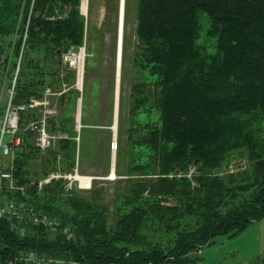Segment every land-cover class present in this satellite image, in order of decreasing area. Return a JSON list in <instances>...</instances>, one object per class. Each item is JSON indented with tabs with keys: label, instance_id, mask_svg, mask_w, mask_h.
<instances>
[{
	"label": "trees",
	"instance_id": "1",
	"mask_svg": "<svg viewBox=\"0 0 264 264\" xmlns=\"http://www.w3.org/2000/svg\"><path fill=\"white\" fill-rule=\"evenodd\" d=\"M80 3L0 0L3 66L10 60L13 71L21 53L13 102L39 96L45 87L57 92L63 83L74 84V72L60 57L83 43ZM201 13L207 21L203 43ZM135 31L137 77L126 130L135 154L126 175L119 176L126 182L135 174L147 180L129 182L116 196L111 221L97 200L101 190L89 197L81 190L65 194L61 181L39 191L28 188L23 196L3 190L5 199L58 215L74 238L66 241L60 232L30 224L21 235L15 218H0V264L25 251L86 264H187L189 253L215 236L236 235L264 217V0H137ZM123 43L124 38L120 81ZM77 99L72 88L59 96L61 113L47 129L66 138L43 154L24 130L35 114H22V141L12 162L16 185L51 171H72L74 138H80L74 129ZM121 108L119 103L118 128ZM233 152L245 153L251 171L218 175ZM190 166L196 168L194 186L184 176Z\"/></svg>",
	"mask_w": 264,
	"mask_h": 264
},
{
	"label": "rangeland",
	"instance_id": "2",
	"mask_svg": "<svg viewBox=\"0 0 264 264\" xmlns=\"http://www.w3.org/2000/svg\"><path fill=\"white\" fill-rule=\"evenodd\" d=\"M83 1V0H82ZM120 6L124 10L123 30V78L120 81L117 106V126L115 136H113V110L115 102L116 85V60H117V37H118V17ZM136 6L137 0H86L83 43L85 44L84 68L81 85L78 90L75 82L72 86L62 84L61 90L51 91L56 93L51 97L57 115L61 113L58 106L59 96L69 88L74 89L78 98L81 99L79 124L81 133L78 140L77 158L78 174L81 176H94L91 188L81 190L85 196H90L94 189L101 190L97 200L106 206L109 214V221L112 220V213L117 205L116 196L126 190L129 182L147 180V177L137 174L130 177L126 182L127 162L135 154L130 149L126 141V130L129 122L130 96L132 84L136 80L137 73L132 68L133 54L136 52ZM205 14L201 13V39H205V29L207 21ZM82 43V44H83ZM209 51L213 50L212 43H205ZM122 57V46H121ZM12 61V60H11ZM86 61L91 66H85ZM62 62V60H61ZM10 63V60H9ZM62 65L67 67L65 63ZM10 68V65H8ZM121 67V66H120ZM120 72V71H119ZM75 74V73H74ZM10 73L5 78L0 79V115L3 113L4 105L7 101ZM68 87V88H67ZM68 97V96H67ZM66 97V98H67ZM119 103L122 105L121 124L118 128ZM76 107L74 109L75 122ZM123 117V119H122ZM75 124V123H74ZM75 129V128H74ZM57 133V132H56ZM65 135V134H64ZM66 136V135H65ZM118 139V140H117ZM117 143V149L112 151L113 144ZM113 155V157H112ZM76 159V157H75ZM117 168L116 178L108 180L111 165ZM236 164V168L235 165ZM230 166L234 173L246 170L250 172L251 164L247 160L244 152H233L228 155L222 167L217 171L218 175L230 174L227 167ZM5 202V198L0 194V206ZM60 223L58 215L54 214ZM27 221L30 217L26 216ZM187 264H255L264 259V217L250 223L242 232L236 235H218L211 243L193 251L188 255Z\"/></svg>",
	"mask_w": 264,
	"mask_h": 264
},
{
	"label": "built area",
	"instance_id": "3",
	"mask_svg": "<svg viewBox=\"0 0 264 264\" xmlns=\"http://www.w3.org/2000/svg\"><path fill=\"white\" fill-rule=\"evenodd\" d=\"M26 35H24L25 39ZM82 53L81 62L79 55ZM84 56L85 46L75 48L73 46L65 49L61 54V60L66 66L75 72V87L78 90L79 75L83 76L84 68ZM21 59V53L17 60L13 79L11 81V87L8 90L7 101L4 105L3 113L0 115V193L3 190L11 193H18L21 196L25 195L28 188H34L41 190L44 186L50 185L52 182H63V190L71 192L72 190H88L91 187V179L89 184H84L78 178L77 163L72 172L66 173L60 170L49 172L46 176L37 180H29L24 185H16L12 177V162L14 157V151L19 147L21 143L20 133V120L22 114L33 113L35 119H30L24 126V130L29 131L34 136V145L40 154L45 153L48 149L52 148L58 139L65 138V135L59 133L48 132V121L55 117L57 114L56 108L51 101V97L56 95L50 89L45 87L39 96H29L25 100L19 103L13 102L14 85L19 70ZM5 64V57H0V74L6 75L7 69L3 67ZM1 99V98H0ZM78 142V138L75 139ZM112 150H115V144H113ZM235 168H236V164ZM228 171L233 172L232 168L228 166ZM195 173V167H189L185 176L191 180ZM179 176V175H177ZM84 177V176H81ZM169 177H173L169 175ZM116 176L109 174L107 179L114 180ZM192 185L194 183L192 182ZM13 217L19 223V232L21 235L26 233V225L43 226L53 232H60L66 241H71L74 238L73 231L69 226H60V223L53 217H50L44 213H35L26 202H16L14 199L5 200L4 204L0 206V218ZM26 216L30 217V221H27ZM4 264H86L83 262L58 258L53 256L39 255L34 251L19 252L12 258L5 261Z\"/></svg>",
	"mask_w": 264,
	"mask_h": 264
},
{
	"label": "bare ground",
	"instance_id": "4",
	"mask_svg": "<svg viewBox=\"0 0 264 264\" xmlns=\"http://www.w3.org/2000/svg\"><path fill=\"white\" fill-rule=\"evenodd\" d=\"M85 2H86V0H83L82 1V9H83V11H84V9H85ZM120 3H121V0H120ZM123 3H124V0H123ZM120 9H121V12H122V16H121V26H120V28H119V34H118V38H119V54H120V56H119V58H117V60H116V70H117V63L119 64V71H120V65H121V46H122V38H123V36H122V30H123V17H124V12H123V6H122V8H121V6H120ZM117 48H118V39H117ZM81 58H82V53L79 55V60H80V62H81ZM120 73V72H119ZM81 82H82V75L80 74L79 75V79H78V86H80L81 85ZM118 84H119V82H118ZM119 89V88H118ZM118 101H119V99H118ZM81 103V100L79 101V109H80V104ZM116 126H117V123H116V125H115V127H114V131H116ZM112 168H113V166L111 167V170H110V172L111 173H113L114 171L112 170ZM80 180H81V182H83L84 184H89V181H90V178L89 177H86V176H84V177H81V176H79L78 177Z\"/></svg>",
	"mask_w": 264,
	"mask_h": 264
},
{
	"label": "water",
	"instance_id": "5",
	"mask_svg": "<svg viewBox=\"0 0 264 264\" xmlns=\"http://www.w3.org/2000/svg\"><path fill=\"white\" fill-rule=\"evenodd\" d=\"M121 16H122V12H121V9L119 10V17H118V34H119V28L121 26ZM118 38V37H117ZM120 54H119V38H118V48H117V58H119ZM117 70H116V85H115V102H114V110H113V127H112V132H113V136H115V131H114V127L117 123V106H118V88H119V64L117 63ZM76 115H77V119L79 120V116H80V109H79V102H78V105H77V112H76ZM113 157V155H112ZM113 166V163L111 165V167ZM112 170L114 171V166L112 168Z\"/></svg>",
	"mask_w": 264,
	"mask_h": 264
}]
</instances>
